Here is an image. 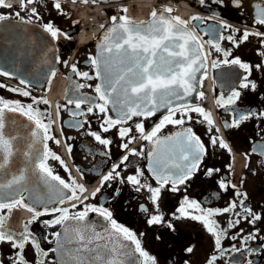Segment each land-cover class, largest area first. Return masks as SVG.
I'll return each mask as SVG.
<instances>
[{"label": "snow or ice", "instance_id": "6c2138e0", "mask_svg": "<svg viewBox=\"0 0 264 264\" xmlns=\"http://www.w3.org/2000/svg\"><path fill=\"white\" fill-rule=\"evenodd\" d=\"M72 2L75 3L76 0ZM83 2L86 3L88 0ZM92 2L95 3L96 0ZM213 2L223 5V0H213ZM40 3L42 0H0V9H19L0 12V22L9 20L13 16L21 23L33 24L41 21L42 16L38 8H29V5ZM233 3L236 7L241 6V0H233ZM200 4L203 6L205 0H200ZM52 7L63 14L60 0H53ZM256 7L259 10L253 17L252 25L246 27L242 33L216 15L208 17L207 19L218 21V27H211L204 32V35L212 34L208 40H202L195 28H189L191 21L202 22L205 17L195 15L185 20L171 15L174 9L169 7L153 9L151 19L141 21L139 24L123 15L111 17V26L105 29L104 35L98 42L97 55L89 56L87 61L95 69V76L86 71H79L75 64L71 65V72L76 76L86 80L100 81L95 85L96 96L80 95L67 99L68 104H74L75 108L80 110L72 112L73 117L102 114L100 132H88L99 144L108 148L113 143L111 139L102 136V133H107L112 128H117V136L121 140L119 147L124 154L119 158V163H113L111 170L100 177V187L92 193L93 197L105 183L111 181L127 183L137 193L146 191L149 194L147 199L152 208L149 209L145 204L139 206V210L148 215V225L166 223L169 229L173 228L170 221L164 220V214L160 209L161 193L165 189L171 193H179L181 186H184L186 190L187 182L200 170L208 150L201 137L191 127L182 128L174 135L163 138L159 136V133L166 125H185L186 122L192 121L191 114L195 113L201 117L196 123L207 125L206 132L210 144L213 147L218 145L219 148L231 154L232 149L229 143L219 135L221 129L215 127L211 113L201 106L187 102V97L197 93L198 97L203 99L204 93L198 92L200 81L197 79V73H201V70L206 68L212 51L223 55L222 60L211 61L213 68L219 67L220 64L238 66L243 70L239 77L238 89L251 88L255 91L257 85L249 77L254 70L264 71V59L254 66L242 61L239 57L229 59L232 48L224 49L220 42L227 40L233 48H236L248 42L250 38H255L259 45L257 55L264 58V9H261L259 5ZM121 11L126 12L127 9H121ZM21 12L25 15L22 16ZM40 27L50 35L53 41L60 35H66L51 21L42 23ZM101 27L104 26L101 25ZM205 45H208L210 51H205ZM56 61L60 62L58 56ZM64 64L67 66V61H64ZM204 74L201 73V75ZM49 75L54 76L55 70ZM0 76L10 77L12 73L0 70ZM27 84L26 80L20 79L19 85H25L24 88L5 84H0V88L30 97L31 92L27 90ZM76 87L84 88L92 87V85L77 84ZM238 89L233 88L226 98L222 95L218 97L217 106L228 110L229 106L235 105L241 95ZM32 100L33 103L25 105L19 100L5 99L0 96V176L3 177L0 179V210H11L22 206L33 213L32 220L26 222L24 230L19 233L6 229L5 217L0 216V245L7 244L11 249L7 255L0 253V264H45L44 258L48 256V251L41 248L39 241L28 227L44 215L54 216V219L43 221L45 225L50 227L61 225L63 229L62 232L51 234L56 239V247L50 249L60 253L61 264H125V258L128 257H136L133 264H156L155 257L142 247L136 233L113 219L109 209L103 205L84 203L89 197L84 196L82 200L81 196L87 189L71 176L65 162L48 149V140H54L57 144L60 141L50 134L51 119L49 118L45 123L44 114L38 108H34V104H47L48 101L43 98L38 100L35 97H32ZM85 104L88 105L86 112L81 108ZM162 109L165 114L158 123H155L150 132L145 131L142 121L135 124V131L139 133L140 138L157 146L147 153L149 160L147 170L150 177H146L144 170L139 167L135 168L133 174L122 176L121 172L127 168L130 156H144L143 149L137 151L130 147L136 136L130 135L132 128L125 125L133 117L147 119L155 116ZM7 112L19 113L34 125L30 133L31 141L27 145V150L23 152V156L31 164L32 171L38 170L47 185L50 195L46 199L32 195L26 183L25 168L19 169L16 173L9 171L12 160L17 155L15 143L17 136L5 131ZM109 112L114 113V116ZM231 117L230 122L224 121L225 129L239 128L243 122L251 119L264 120V111H238L232 108ZM87 123L89 122L85 120L84 124ZM74 126L83 127V124ZM125 138H127L126 141ZM38 143L43 145L42 151L35 148ZM161 145L165 147H159ZM67 151L71 153V145L67 146ZM251 154L264 156V144L254 143L250 153L245 154L246 158ZM49 158L58 160L65 171H69V182L53 173L47 163ZM220 171L219 168H208L205 175L211 177ZM149 179L155 181L156 186H153ZM109 186H111L110 183ZM218 187L224 192L232 189L236 198L229 201L223 208H206L199 201L184 195L176 209L179 215L175 213L172 215L176 219L190 218L201 222L214 237L215 250L223 255L227 250L222 248L221 239L226 235L227 230L237 228L241 222L255 226L256 222L264 219V216L254 212L245 203L248 198L247 193L240 192L230 180L220 179ZM25 192H29V196L26 197ZM116 194H119V189H116ZM27 199H32L33 204H26ZM76 201L83 205L82 210L78 212H71L68 207L61 206L67 202L71 205V209H76L78 207ZM89 213H96L103 218L106 223L102 230H97L85 222ZM223 214L229 215L224 227L214 219ZM240 232L242 233L243 229H240ZM258 237L259 229L254 227L252 232H249L247 236H241V239L246 243L247 240H255ZM160 238L157 237V239ZM231 238L235 240L237 236L233 235ZM260 239L264 240V237ZM28 246L33 249L34 261L27 259ZM185 251L191 253L193 247L189 246ZM233 251H239V249L233 246ZM249 251H259V249H249ZM64 257L68 259L64 260ZM216 260L217 256L212 255L207 264H215ZM248 264H252V261Z\"/></svg>", "mask_w": 264, "mask_h": 264}, {"label": "flooded vegetation", "instance_id": "af4514ba", "mask_svg": "<svg viewBox=\"0 0 264 264\" xmlns=\"http://www.w3.org/2000/svg\"><path fill=\"white\" fill-rule=\"evenodd\" d=\"M172 1L174 3L184 2L189 5L190 10L194 12L193 16L205 17L202 22L191 21L190 23L197 34L202 37V40L211 38V33L204 35L207 29L218 27V21L207 19L208 17L216 15L242 33L246 27L252 25L253 17L259 10L256 6L259 5L261 9H264V0H241L240 7L234 6L233 0H223V5L214 3L213 0H205L203 6L200 4V0ZM52 3L53 0H42L40 4H33V7H37L42 16L41 21L33 24L21 23L14 16L9 20L0 22V70L12 73L10 77L0 76V84L24 88L25 85H19V80L24 79L28 82L27 90L31 92L30 97H24L5 88H0V96L5 99L19 100L25 105L33 103L32 97L38 100L43 98L48 101L47 104H34V108H38L44 114L45 123L48 122L49 118L51 119L50 134L60 141L57 144L54 140H48V149L65 162L76 182L85 186L87 191L83 193L81 199L83 200L84 196L89 197V199L84 203L96 206L103 205L109 209L113 219L136 233L141 240L142 247L155 257L156 264H207L212 255L217 256L215 264H248L249 261H252V264H264V240L260 239V237H264V219L256 222L255 226L241 222L237 228L227 230L226 235L221 239V246L227 251L220 255L215 250L214 237L201 222L190 218L176 219L172 215L173 213L179 215L176 209L184 195L199 201L206 208L227 206L229 201L236 198L232 189L224 192L218 187L220 179H227L236 185L240 192L247 193L248 198L245 203L254 212L264 216V156L259 154H251L248 158L245 156L246 153H250L254 143L264 144V139H262L264 137V120L251 119L243 122L239 128L225 129L223 127L224 121H231L232 108L238 111H264V71L254 70L249 77L257 85L255 91L251 88L238 89L239 77L243 70L239 69L238 66L224 64L213 68L211 61L222 60L223 55L212 51V55L208 59L210 73L205 78L203 76L200 85L199 92H203L204 97L203 99L197 97L196 101L191 104L201 106L211 113L215 127L221 129L219 135L229 143L232 152L230 154L227 150L219 148L218 145L213 147L210 144L206 132L207 125L196 123L201 117L195 113L191 114L192 121L186 122L183 126L166 125L159 133L161 138L172 136L181 131L182 128L191 127L201 137L208 151L200 165V170L187 182L186 190L184 186H181L179 193H171L167 189L161 193L160 209L164 214V220L170 221L173 228L169 229L166 223L150 226L147 223L148 215L139 210L141 204H145L149 209L152 208L147 199L149 194L146 191L137 193L127 183L111 181L109 182L111 186L109 183H105L95 197L92 196L96 188L100 187V177L111 170L113 163H119V158L124 153L119 147L121 140L117 136V128L102 133L104 138L113 141L108 148L99 144L94 137L88 134L89 131L100 132L102 114L77 115L75 117L71 115L72 112L80 110H77L74 104H68V98H75L80 95L96 96L95 85L100 81L98 79L86 80L76 76L71 72V65L75 64L79 71H86L95 76V69L87 61L89 56L95 57L97 55L98 38L85 43L76 38L75 35L80 25L73 21V13L64 12L62 9L63 15L52 7ZM60 3L61 6H65L62 2ZM14 10L0 9V12ZM21 15L24 16L25 14L21 12ZM65 20H69V22H64ZM49 21L57 28L64 29L63 32L66 35H64L65 40L62 43L57 39L53 41L50 35L40 27L42 23ZM220 43L224 49L232 48L229 59L239 57L242 61L253 66L264 59L257 55L259 45L255 38H250L248 42L240 44L236 48H233L227 40ZM60 46L62 47L60 48ZM205 46L207 52L210 51L208 45ZM57 56L60 60L59 63L56 61ZM64 61H67V66H65ZM53 70H55V75L50 76L49 74ZM77 84H90L92 87L77 88ZM233 88H237L241 92L235 105L229 106L228 110L218 107L216 99L221 95L225 98L228 97ZM87 107L86 104L81 106L84 112L87 111ZM109 114L114 116V113L109 112ZM163 114H165L164 110L147 119L133 117L125 125L132 128L130 135L136 136L130 147L137 151L143 149L144 156H130L127 168L121 172L122 176L133 174L135 168L139 167L144 170L146 177H150L147 170L149 163L147 153L157 146L141 139L139 133L135 131V124L142 121L145 125V131L150 132ZM85 120L89 123L84 124ZM78 124H83V127L74 126ZM126 140L127 138H125ZM68 145L72 147L70 154L67 151ZM47 163L54 174L69 182V171H65L58 160L49 158ZM208 168H219L221 171L208 177L205 175ZM149 182L156 186L155 181L149 179ZM116 189H119L118 195ZM65 191L67 192V190ZM25 203L33 204L29 199ZM75 203L78 204L76 209H71V205L67 202L61 206L68 207L71 212L82 210L83 205H80L79 201ZM0 216L5 217L4 227L6 229L19 233L24 230L25 223L32 220L33 213L26 207L17 206L11 210H0ZM51 219H54V216H41L28 227L39 241L41 248L48 251V256L44 258L45 264H61L60 253L50 251V249L56 247V239L51 234L62 232L63 229L61 225L50 227L43 223V221ZM214 219L224 227L229 215H219ZM85 222L95 225L106 223L96 213H89ZM254 227L259 229V237L255 240H247L245 243L241 236H247L249 232L254 230ZM240 229H243L242 233ZM233 235L237 236L235 240L231 238ZM157 237L161 238L157 239ZM189 246L193 247L191 253L185 251ZM233 246L239 251H233ZM249 249H259V251H249ZM10 251L9 245H0V253L7 255ZM26 253L27 259L34 261L35 257L31 246L26 248ZM63 259L67 260L68 258L64 257Z\"/></svg>", "mask_w": 264, "mask_h": 264}, {"label": "water", "instance_id": "95a60500", "mask_svg": "<svg viewBox=\"0 0 264 264\" xmlns=\"http://www.w3.org/2000/svg\"><path fill=\"white\" fill-rule=\"evenodd\" d=\"M79 1H83V0H79ZM120 1H123V0H96V2H101V3H111V2H120ZM88 2H92V0H88ZM160 8H163V7L160 5H157L154 7V9H160ZM118 16H121V15L118 14ZM111 24L112 22L109 25H107L105 29L110 27ZM105 29L98 36V42H100L102 36L104 35ZM97 52H98V47H97ZM203 71L204 69L201 70V73H203ZM201 73H197V79L199 81L201 80V77H202ZM199 90H200V83L198 85V92ZM197 96H198L197 93H193L191 96L187 97V102L193 103L197 99ZM161 111H163V109ZM5 120H6V129H5L6 133L17 136V140L15 142L17 155L14 156L12 163L9 167V171L11 173H16L19 169L25 168L26 169V183L32 195L40 199H46L50 195L47 185L44 183V180L41 178V174L38 172V170L35 172L32 171L31 164L23 156V152L27 150V145L31 141L30 133L34 125L30 121H28L25 116H22L19 113L7 112L5 114ZM35 148L42 151L43 145L38 143L35 145ZM2 178L3 177L0 176V179ZM25 194H26V197L29 196V192H25ZM29 200L33 202L32 199H29ZM104 224L105 223L95 225L94 223H91L90 225L97 230H102V227ZM135 260H136V257L125 258V264H133V261Z\"/></svg>", "mask_w": 264, "mask_h": 264}, {"label": "bare ground", "instance_id": "6f19581e", "mask_svg": "<svg viewBox=\"0 0 264 264\" xmlns=\"http://www.w3.org/2000/svg\"><path fill=\"white\" fill-rule=\"evenodd\" d=\"M159 0H132L129 3L128 6V16H130V20L136 22V23H140L141 21H147L149 16L151 15V12L153 11V7L158 3ZM137 6V13H134L132 10V6ZM180 15H182V19H187V17L189 16V10L188 8L182 4L178 7ZM144 11L148 12V13H144ZM80 39L82 42H87L89 41L91 38V36H84L81 35ZM63 88V87H62Z\"/></svg>", "mask_w": 264, "mask_h": 264}, {"label": "built area", "instance_id": "2783aa9c", "mask_svg": "<svg viewBox=\"0 0 264 264\" xmlns=\"http://www.w3.org/2000/svg\"><path fill=\"white\" fill-rule=\"evenodd\" d=\"M92 13L83 14L85 18V24L89 27V30L92 32H97L101 28V25H104L108 19L102 12V6H93L91 9Z\"/></svg>", "mask_w": 264, "mask_h": 264}, {"label": "rangeland", "instance_id": "374dc122", "mask_svg": "<svg viewBox=\"0 0 264 264\" xmlns=\"http://www.w3.org/2000/svg\"><path fill=\"white\" fill-rule=\"evenodd\" d=\"M158 2H159V1H158ZM64 7H65V6H62V9H63L64 12H65ZM137 8H138V7H137L136 5H135V6H132V10H133L134 13H137ZM63 10H62V11H63ZM144 13L146 14V13H148V12L144 11ZM63 15H64V13H63ZM64 22H69V20H65Z\"/></svg>", "mask_w": 264, "mask_h": 264}]
</instances>
